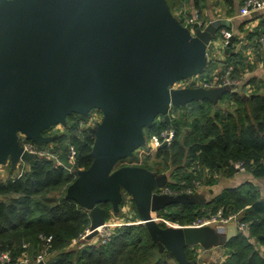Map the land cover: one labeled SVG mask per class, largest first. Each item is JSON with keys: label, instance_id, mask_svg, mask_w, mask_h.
Returning <instances> with one entry per match:
<instances>
[{"label": "water", "instance_id": "95a60500", "mask_svg": "<svg viewBox=\"0 0 264 264\" xmlns=\"http://www.w3.org/2000/svg\"><path fill=\"white\" fill-rule=\"evenodd\" d=\"M223 27L231 21L214 20L192 36L167 0H0V163L38 157L24 151L19 135L42 145L51 141L43 132L66 125L71 114L101 110L102 122L91 129L93 162L66 194L90 212L86 240L107 221L100 203L119 212L128 193L141 218L129 224H145L161 251H170L179 264H193L186 247L216 244L219 235L226 243L237 227L228 225L225 236L211 226L162 227L152 213L201 202L197 194L157 193L168 184L166 174L117 164L145 144V129L158 117L170 124L171 106L214 102L231 92L170 89L206 69L207 46ZM235 40L233 35L226 55Z\"/></svg>", "mask_w": 264, "mask_h": 264}, {"label": "trees", "instance_id": "16d2710c", "mask_svg": "<svg viewBox=\"0 0 264 264\" xmlns=\"http://www.w3.org/2000/svg\"><path fill=\"white\" fill-rule=\"evenodd\" d=\"M167 1L174 14L186 1H192L203 12L202 0ZM243 1L238 0L237 6L236 0H224L227 12L235 13ZM247 23H241L240 31ZM258 27L247 34L254 45L264 34V20L261 28ZM238 40L236 38L226 55L223 67L234 63L235 73L252 71L253 65L248 63V58L235 49ZM216 63L214 59L209 60L202 74L210 75L216 69ZM258 83L256 77L247 80V84ZM224 95H228L234 105L219 108L213 101L197 100L184 106H173L170 124L160 116L151 128L145 129L151 134L173 127L176 131L173 142L146 156L141 164H134L138 156L133 155L120 160L118 167L133 163L156 174L172 171L173 179L167 186L174 190L191 185L195 178L201 180L202 186H213L222 177L232 178L239 171L232 162L238 161L245 165V172L264 180V93L245 95L242 91H227ZM82 118L86 116L73 113L68 116L67 124L58 130L53 150L57 163L47 156H38L27 162V169L15 176L12 175L15 169L9 164L11 175L0 181V255L9 252L10 260L0 261V264H36L37 256L45 251L48 253L45 264H179L170 251L160 250L145 224L116 227L106 244L83 242L77 247L71 246L82 239L91 224L90 212L66 196L67 188L78 177V172L90 167L94 159L95 135L90 128L78 127ZM57 126L43 134L47 135ZM49 145L44 143L40 147L47 149ZM71 146L76 151L75 162L69 159ZM183 181L186 184H182ZM128 196L124 193L120 211L128 202ZM130 201L134 214L132 221L141 220L133 199ZM100 206L107 209V221L117 216L111 203H100ZM220 208H224L226 214L241 212V219L249 222V227L237 231L226 241L222 246L225 253L221 261L208 264H264V195L251 181L225 187L205 204H176L160 213L187 224ZM120 211L118 213L122 215ZM41 236H52L49 246ZM197 246L186 247L190 262H195L199 256ZM23 257H29L30 262L22 263Z\"/></svg>", "mask_w": 264, "mask_h": 264}, {"label": "built area", "instance_id": "2783aa9c", "mask_svg": "<svg viewBox=\"0 0 264 264\" xmlns=\"http://www.w3.org/2000/svg\"><path fill=\"white\" fill-rule=\"evenodd\" d=\"M264 8V0H244L242 6L239 9L238 15L239 16H247L250 13L253 12V10L263 9ZM216 14L214 17L210 19H206L199 9H195L194 12L187 14H182V10H179L175 16L179 19V17H182L185 22L186 26L192 36L197 35V30L204 31L206 26L213 22L214 20L225 18L224 15L219 14L218 12H215ZM236 35L235 32L230 29L223 27L218 32L216 37H218V40H216V37L211 40L207 46V55H208V62L213 58L210 53L208 52V48H210L212 45L215 46L216 50L220 49L222 53L225 55L226 46L230 41V38ZM257 46L259 47L260 54L264 55V34L258 37L257 39ZM236 67L234 63H229L225 67H222L221 69H214L213 72L209 74H196L191 77L181 79L176 81L174 84L170 86V89H180V88H196V87H202L205 89H220V88H231V91H242L245 93V95H249L253 92H255L256 85L254 84H247V77L249 71H246L245 73H235ZM173 106H171L172 108ZM170 108V110H171ZM170 113V111H169ZM103 114L92 110L89 115V119H81L78 122V127L80 129L85 128H95L100 122H102ZM176 135V131L173 127H167L165 129L155 131L150 134V142L147 145V147H141L137 150V154L139 159L134 161V164H141L143 162V156L144 155H150L156 152L164 143H167V145H170ZM23 141H20V144L24 151H28L31 153H35L38 156H47L49 158L56 157L55 154H52V152L43 149L38 145L37 143L33 142L32 140L26 139L24 135H22ZM146 142V141H145ZM57 158V157H56ZM69 159L71 162H75L76 160V151L73 146L70 148L69 152ZM22 161V160H20ZM133 163H129L128 165H132ZM232 164L241 172H245L246 168L243 162H232ZM182 184H186V182H182ZM202 186V182L199 179H194L192 181V184L189 186H186L181 189L174 190L170 188L169 186L165 185L164 187L157 188L155 191L160 194H170V195H178L182 193H187L190 195H193L197 188ZM152 216L154 220L162 225L163 227H173V228H183V227H202V226H215L214 224H220L221 226L227 227L228 225L234 224L237 227V231H245L248 230L249 222H245L241 219V212H232L230 211L228 214L225 213L224 208H220L215 213H209L206 214L190 223L182 224L181 222L174 221L170 217L165 216L164 214H161L160 212H154L152 213ZM141 221V220H139ZM138 221V222H139ZM133 222V223H138ZM125 223H116V222H108L106 221L105 225L101 226L99 228V242L106 244L108 243L112 236L114 235L115 227L123 225ZM89 232V229L87 232L82 236V238H85L87 233ZM42 239L45 240L46 245H50L52 242V236H41ZM86 239V238H85ZM47 251L44 253H41L36 258V264H38L41 261H45L47 257ZM10 260V253L5 252L0 255V261H9ZM22 263H29L30 259L29 257H23Z\"/></svg>", "mask_w": 264, "mask_h": 264}, {"label": "crops", "instance_id": "0c3cea01", "mask_svg": "<svg viewBox=\"0 0 264 264\" xmlns=\"http://www.w3.org/2000/svg\"><path fill=\"white\" fill-rule=\"evenodd\" d=\"M221 1H223V0H221ZM209 2H208V0H202V4H203L202 15L206 19H210V18L214 17V15L216 14L215 12H217V10H220V12H222V15H224L225 18H227L231 21V27L230 28L235 32L236 35H237V32H240L239 36L237 35L236 38H238L242 41L241 45H240V47H241L240 49L242 51V54L248 58V63L253 65V70L249 71L247 80H249V78H252V77H256L258 80H261L264 77V58L261 57L260 52H259V47L257 46V44L254 45L252 43V41H250L251 38H249V36H247V34L251 30L257 28V26H259L258 28H261L260 27L261 22H262V20H264V8L258 9V10H253V12L247 16H239L238 15V12H239L238 9L233 14L228 13L227 12L228 6L225 4V2L214 3V4L209 3ZM237 3H238V0H236V4ZM237 6H238V4H237ZM195 9L200 10V8L194 6L192 1H186L185 4L183 5V7L179 10H182V14H184V13L190 14V13L194 12ZM179 10H177V12H179ZM244 21H248V23L244 27V33H242V31H240L239 27H240L241 23ZM240 40L238 42H240ZM238 42L236 43V45L238 44ZM245 45L247 47H244ZM225 56H226V54H225ZM258 58H261V59H258ZM225 60L226 59H222V60H220V62L221 61L225 62ZM217 69H219V68H217ZM258 82H260V81H258ZM262 93H264V91H262ZM166 175L168 177V182H171V180L173 179V176H170V175L168 176V174H166ZM239 179L240 178H235V177H232V178H226V177L223 178L222 177L220 179L219 183H217L213 186H207L209 193L204 192L205 190L200 191L201 189L200 190L198 189L197 198L201 201V203L202 202H205V203L209 202L215 196H217L225 187H234V186H238V185L242 184L243 182L240 183ZM256 179L257 178H254L251 174L248 173L244 182L251 181V182L256 184ZM222 184H227V186L225 185L224 187L220 188V186ZM262 194L264 195V190L262 191ZM208 195L211 197L208 198L209 197ZM214 227H215V229H217V228L222 229L223 228L222 231L224 232V236L227 233V227H225V226L218 225V226H214ZM222 236L223 235H219L218 241H216V244H215V242L212 243L211 245H207V246L199 244L197 246V252L200 253V250H201V251L206 253L209 250H213L215 247H222L225 244V243H221Z\"/></svg>", "mask_w": 264, "mask_h": 264}, {"label": "rangeland", "instance_id": "374dc122", "mask_svg": "<svg viewBox=\"0 0 264 264\" xmlns=\"http://www.w3.org/2000/svg\"><path fill=\"white\" fill-rule=\"evenodd\" d=\"M210 1V2H209ZM209 3H223V1L221 0H208ZM212 6V5H211ZM217 12L219 14H222V12H220V10H217ZM179 20L184 24L186 25V22L185 20L182 18V17H179ZM242 33H244V30L242 31ZM216 40H218V37H216ZM240 40V39H239ZM238 40V41H239ZM241 40L240 42H238V44L236 45L235 49L238 50V51H241ZM208 52L210 53V55L215 58L214 60L217 61L216 63V67L217 68H222L223 67V62L219 61L222 60V59H227V57L222 53V51H220V49L216 50L215 46L212 45L210 48H208ZM242 53V51H241ZM260 81L257 85H256V88H255V92H262L264 91V77L261 79V80H258ZM262 87V88H259V87ZM229 104L230 105H234L233 102L230 101V98L228 97V95H223L221 97V99L219 100H216L214 101V105L215 106H218L219 108H229ZM83 115V114H82ZM83 116H86L85 119H89V115H83ZM83 120H85L84 118H82ZM160 119V118H159ZM62 127V125H58L56 128H54L53 130H50V132L45 135V136H48L51 138V141L48 142L50 145H49V148H47L46 150L52 152V154H55V152H53L54 150V146L55 143H54V139L56 138V136L59 135V132L58 130H60ZM64 129V128H62ZM92 131V130H91ZM93 132V131H92ZM53 133H55L56 135H53ZM145 136H146V142L145 144L142 146V147H147V145L149 144L150 142V132L148 130H145ZM19 138H20V141H23L22 138L23 136L22 135H19ZM71 148V147H70ZM136 157L138 156L137 154V151L134 152V154ZM132 155V156H133ZM132 156L128 157V158H132ZM148 156V155H144L143 156V160L144 158ZM139 159V157L137 158ZM136 159V160H137ZM119 163V162H118ZM9 164H12V167L13 169H15L14 172H12V175L15 176L17 175L19 172H23V170L27 169V162L25 161H15L14 159L12 158H9L5 163L4 162H1L0 163V181H4L6 180L10 175H11V170L9 169ZM120 165V164H119ZM117 164V167L119 166ZM172 171H167L165 174H168V176H172ZM247 172H241V171H238L237 174H235V178H240L239 181L240 183L241 182H244L246 176H247ZM244 178V179H243ZM172 181V180H171ZM227 186V184H222L220 186L221 187H224V186ZM256 185H258L261 189V192L264 190V180L263 179H256ZM208 187L207 186H200L199 188L196 189L195 193L194 194H197V191L198 189L200 191H204L206 193H209V190L207 189ZM196 196V195H195ZM209 196V195H208ZM211 196H209L208 198H210ZM130 198L131 196H128V202L126 203V205L121 209L122 211H120V213H122V215H119V213H114V215H117V216H113L111 219L108 220V222H116V223H125V224H129V223H133V222H138L139 220L137 221H132V217L134 216L133 212H132V204H131V201H130ZM197 198V196H196ZM198 199V198H197ZM203 204H205V202H202ZM215 226H218L220 224H214ZM118 227V226H117ZM213 229H215L214 226H211ZM116 228V227H115ZM220 230V228H217ZM223 229V228H222ZM83 242H90V243H98L99 242V236H96L95 238L91 239V240H86L85 238H82L81 240L73 243L71 246L72 247H77L80 245V243H83ZM200 247V246H199ZM200 250V253H199V256L197 258V260L195 262H192L193 264H208V263H211V262H219L221 261V257L223 256V254L225 253V250L224 248L222 247H215L213 250H209L208 252H203ZM51 256V255H50ZM49 256V257H50ZM48 257V256H47ZM46 257V258H47Z\"/></svg>", "mask_w": 264, "mask_h": 264}]
</instances>
